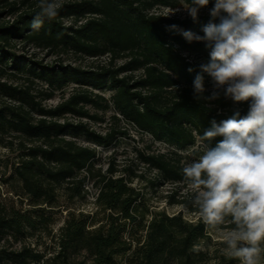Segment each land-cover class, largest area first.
Returning a JSON list of instances; mask_svg holds the SVG:
<instances>
[{"label":"trees","instance_id":"trees-1","mask_svg":"<svg viewBox=\"0 0 264 264\" xmlns=\"http://www.w3.org/2000/svg\"><path fill=\"white\" fill-rule=\"evenodd\" d=\"M180 1H63L58 3L61 7L57 17L43 18L41 28L36 30L31 23L40 12L39 0H0V6L7 8L1 9L0 15H14L10 21L0 22V137L11 133L18 142L17 160L9 175L19 181V191L14 194L20 200L28 198L39 210L51 209L60 188L68 190L70 197L81 196L85 181L91 179L97 188L94 203L104 212V218L95 222L90 213L68 211L51 257L44 258L24 245L8 253L1 248L0 264H4V256L13 264H118L117 256L128 252L126 264L240 261L229 253L215 257L208 253L210 234L202 216L193 221L181 211L143 209L141 193L131 185V178L115 174L116 169L111 166L105 171L95 168L96 148L75 140L83 136L96 145L108 146L119 136H126L125 129L112 126L100 133L82 120L100 119L89 112L87 105L103 111L111 109L112 119L123 118L154 141L173 147L171 154L140 152L139 156L162 180L185 182L184 166L175 158L177 150L193 145L211 127L213 119L219 123L236 111L241 116L247 114L249 103L234 107L223 90L218 100L194 98L193 81L200 66L210 61V48L203 42H187L171 26L189 30L209 21H220L210 14L198 13L194 21L190 15L180 17L152 11L158 7L177 8ZM182 1L188 6L191 3ZM214 3L210 0L203 9L210 11ZM64 19L71 22L65 24ZM17 43L22 48L33 46L51 54L68 50L89 57L106 55L108 61L87 68L43 62L16 50ZM185 51L200 54L202 61L190 60ZM117 59L123 61L116 64ZM135 71L139 74L134 75ZM9 72L27 75L30 82L37 79L46 88L39 97L29 84L2 79ZM69 84L76 87L66 97L52 106L43 104V99L51 98L55 90ZM104 90H110L111 95H103ZM212 91L206 90L204 96H210ZM3 96L14 103L2 102ZM220 139L210 141V146L214 147ZM178 202L190 211L200 212L189 199ZM36 214L21 212L0 201V238L6 234L24 235L26 229L35 227ZM136 226L144 233H138ZM216 226L234 227L228 218L223 225Z\"/></svg>","mask_w":264,"mask_h":264},{"label":"clouds","instance_id":"clouds-1","mask_svg":"<svg viewBox=\"0 0 264 264\" xmlns=\"http://www.w3.org/2000/svg\"><path fill=\"white\" fill-rule=\"evenodd\" d=\"M210 0H191L187 13L195 21ZM57 0H39L40 9L31 23L39 30L43 18L57 17ZM203 35L179 31L191 43L203 42L210 48V61L201 71L213 81L210 96H204V77L193 81L194 98L237 103L248 102L246 115L236 111L198 136L197 150L202 154L182 169L185 182L196 189L193 204L204 223L223 225L226 218L234 227L224 237L226 252L240 264H261L264 256V0H215ZM192 71L191 68L188 69ZM175 87V86H174ZM221 137L216 145L210 141Z\"/></svg>","mask_w":264,"mask_h":264},{"label":"rangeland","instance_id":"rangeland-1","mask_svg":"<svg viewBox=\"0 0 264 264\" xmlns=\"http://www.w3.org/2000/svg\"><path fill=\"white\" fill-rule=\"evenodd\" d=\"M63 1H75V0H57V3ZM24 6H22L23 8ZM188 5L182 0L177 8L158 7L153 9V12L163 13L167 15H177L183 17L189 15L186 11ZM1 9H7L2 8ZM198 13L210 14L207 9L201 8ZM13 14L3 12L0 15V22H6L13 19ZM65 24H69L71 19H64ZM203 26L192 27L190 31L203 35ZM15 49L19 52H24L26 55H33L34 59L41 60L43 62H61L63 64L79 65L81 67H95L99 64H105L108 61L106 55L99 57H89L85 55L75 54L72 51L64 50L57 51L55 53H47L45 50L35 48L33 46L21 47L20 43H17ZM190 60L201 62L202 58L200 54L194 51H185ZM122 59H117L116 64L121 63ZM199 74L204 77V87L206 90L213 89V81L207 73H203L201 69ZM134 75H138L139 72H133ZM27 75L15 74V72L6 73V79L13 84L26 85L29 84L31 90L41 96V91L46 88V85L39 80L35 79L32 82L27 80ZM75 84H69L62 89L55 90L51 98L43 99L42 102L46 106H52L58 103L62 98L66 97ZM103 95L109 97L111 95L110 90L101 91ZM2 102L14 103L13 100L7 96L1 98ZM240 103L233 101V106L236 107ZM90 113L97 114L99 120H91L82 118L88 125L97 132L103 133L109 127H117L125 129L127 131L126 136H119L112 144L108 146L96 145L87 140L83 136H77L75 140L82 145H90L96 148L95 156V168L105 171L108 167L116 169L115 174L124 175L126 178H131V185L138 189L142 196L141 205L143 209L147 211H161L164 210L167 213H177L181 211L183 216L189 220H196L201 216L200 212L190 211L181 202L184 199H189L193 204L194 189L190 184L186 182H168L160 178L158 172L141 161L139 156L140 152L144 153H170L173 151V147L158 141H154L148 133L139 131L133 124L120 118L114 120L111 118L113 111L98 110L91 105H87ZM71 120H77L75 117H69ZM0 201L6 206H12L16 209H20L21 212L27 211L31 214H36L37 220L34 228L26 229L24 235H9L6 234L0 238V249H4L5 253H8L15 249H20L23 245L39 252L44 258L51 257L57 249L56 235L59 228L64 223L68 211H82L84 213H90L93 216L95 222L104 218V212L98 209L94 203V198L97 192V188L93 183V180L88 179L83 185V191L81 196L70 197L68 190L60 188L57 192V200L55 206L51 209L43 208L39 210V206H32L28 198L20 200L14 194L15 191H19V181L15 177L9 176L12 172V164L17 160V138L11 133H5L0 137ZM198 139L195 143L183 150H177V156L175 158L180 160V163L185 166V162H191L193 159H197L202 153L197 150ZM44 207V205H42ZM37 209V210H36ZM36 211V212H34ZM40 213L43 216H38ZM149 217L147 214L146 218ZM138 233H144L139 229V226L135 227ZM207 230L210 234V241L208 242L207 251L211 256H216L221 253H226V245L224 237L231 229L222 228L217 226H208ZM128 237V232L125 233ZM128 253L117 256L118 264H126L125 259ZM4 264H13L10 258L4 256ZM38 264V263H34ZM240 264V261L237 263ZM261 264H264V256H262Z\"/></svg>","mask_w":264,"mask_h":264}]
</instances>
